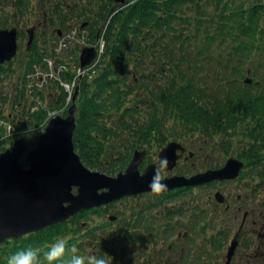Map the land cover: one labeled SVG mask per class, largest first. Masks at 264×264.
I'll use <instances>...</instances> for the list:
<instances>
[{"label": "trees", "instance_id": "16d2710c", "mask_svg": "<svg viewBox=\"0 0 264 264\" xmlns=\"http://www.w3.org/2000/svg\"><path fill=\"white\" fill-rule=\"evenodd\" d=\"M0 6V28L16 27L17 40H25V26L30 24L42 28V38L82 25L88 29V43L103 40L98 62L90 69L91 64L86 67L83 74L77 73L78 59L75 69L62 59L66 66L55 73L56 88L60 89L51 98V107L65 115L72 101L63 83L73 85V90L78 87L73 144L85 165L115 173L134 150H145L146 157L156 144L169 142L168 137L176 141L181 138L179 142L190 150L197 145L196 150L204 157L209 155L204 149L210 147L209 151L220 149L222 155L232 153L245 161L237 179L221 181L238 190L231 193V202L226 196L223 203L215 200V182L173 188L156 198L144 192L143 196L149 197L148 206H132L131 218L123 217L126 211H117L111 202L85 213L86 217L94 211L107 213L108 221L95 219L84 231L74 230L72 222L79 223V212L62 224L15 239L8 249L0 250V264H72L74 257H83L85 264L96 257L125 262L127 252H131L127 263L134 264L140 256L151 254L148 243L157 236L168 243V252L158 254V264L163 257L166 264L173 263V257L187 263L190 253L170 241L177 231L202 234V242L221 251L237 231L233 232V219L245 211L244 207L250 209L252 228L264 226V0H0ZM43 41L40 53L37 38L32 41L29 57L23 62L22 86L14 83L13 98L5 91L4 81L16 71L11 63L15 58L0 64V106L18 104L8 112L0 108V116L13 123L17 135L29 129L26 139L21 136L29 148L43 130L50 109L40 103L32 110L19 107L25 91L31 88L26 87V75L41 63L43 55H53L46 48L47 39ZM211 69L219 77L218 91L209 85L210 80L199 81ZM227 73L229 81L225 82ZM166 122L172 125L165 127ZM200 136L203 141L197 142ZM110 138L114 148H109L112 156L104 164L103 142ZM3 141L0 152L6 148ZM185 151L186 158L194 156V151ZM206 162L203 158L199 172L222 165ZM22 163L28 164L23 159ZM182 167L181 172H198L191 165ZM110 212L115 213V219L108 217ZM137 213L143 217L136 219ZM116 221L128 229L123 233V249L106 251L94 246L96 241L116 236L121 239V233L111 231ZM246 226L245 222L240 230L239 237L245 239L237 249L244 254L257 249L256 229L252 232ZM78 235L82 238L77 239ZM89 249L96 252L90 255ZM260 255L253 252L249 257L258 259Z\"/></svg>", "mask_w": 264, "mask_h": 264}, {"label": "water", "instance_id": "95a60500", "mask_svg": "<svg viewBox=\"0 0 264 264\" xmlns=\"http://www.w3.org/2000/svg\"><path fill=\"white\" fill-rule=\"evenodd\" d=\"M33 28H27L28 44L33 40ZM17 48V29L0 28V64L10 61ZM96 56L95 48L82 47L80 69L88 66ZM77 93L78 87H75L66 115L51 117L35 145L27 148L22 138H16L10 148L0 153V243L7 238L39 231L72 217L80 210L98 207L122 196L153 192L149 184L158 172L156 164L148 163L139 169L145 150H134L126 167L116 175L91 169L83 163L73 144ZM184 150L179 141H169L159 151L161 163L166 161L163 166L172 169ZM22 159L27 161L26 166ZM244 164L238 158L229 157L218 168H208L189 176H164L161 181L166 185L163 192L214 180L234 179ZM214 196L218 202L225 199L220 191ZM237 236L238 233L227 247L224 264H228L233 256Z\"/></svg>", "mask_w": 264, "mask_h": 264}, {"label": "rangeland", "instance_id": "374dc122", "mask_svg": "<svg viewBox=\"0 0 264 264\" xmlns=\"http://www.w3.org/2000/svg\"><path fill=\"white\" fill-rule=\"evenodd\" d=\"M34 1V0H32ZM5 6H7L8 8L11 7V5H8V4H5ZM1 7V6H0ZM26 17L29 16V14L25 15ZM76 24V23H75ZM32 24L30 25H27L25 26V29L26 27L29 26V28L31 27ZM41 27H39V30L38 32L34 33V38L36 37L37 38V44L39 46H37V50L38 51H41V45H45L44 43V38L40 37V31H41ZM26 33V32H25ZM64 39L61 40L60 42V47H59V51H56L58 55H54L56 57H61L65 60H67L71 66L74 67L75 69V65H76V59H78V55H79V48L81 47H84V46H88V47H93L96 49V51L98 52V48L103 46V40L102 39H96L95 40V43H88L87 42V34L89 33L88 32V29H82V25H75L73 26V28H70V29H65L64 30ZM27 34V37L25 38V40H18V44H20V48H18L19 50V53H17V56L15 57V60L13 62V71H15V73L10 76V79L7 80V82L5 83L4 81V84L5 87V91H8L10 94H11V97L13 98L14 94L16 93V91H12V87H14V83L16 84V86L18 87H21L22 86V80L23 78L21 76H23V71H24V64L23 62L26 61V59H28V54H29V50L30 49H26V48H30L29 47V44H28V39H29V32L26 33ZM38 34V35H37ZM55 37H53L51 40H47V49H49L51 51V45L52 47H56L57 44L56 43H52V40L54 39ZM32 43V42H31ZM75 50V52H74ZM100 52L101 50L99 51V55H100ZM99 57V56H98ZM97 57V59L95 61L92 62V64L90 65V67H88L87 69H90L91 67H93L99 60V58ZM148 59H150V54L147 55ZM258 55L254 54V58L258 59ZM50 60L52 62H54V60L52 58H50ZM59 62V61H58ZM42 66H45L46 69H48L50 67V63L46 60H42L41 63H38V64H35L34 68L38 69V68H41ZM46 73V72H45ZM30 73H28L26 76H27V83L28 82H31V81H34V79L37 78V75L39 74H42L41 71L37 72L35 71H32L31 74H32V78L29 76ZM227 75H229V73L225 74L223 76V78L225 79V82H228L229 81V78L227 80ZM232 75V74H230ZM49 79L48 80V88L45 90H43V99L35 93L36 91V87H38V85L34 84L33 86L35 87H31L29 89H27V91H25V100L19 105L20 108H22V106H24V109L27 110V107L32 110V109H35L36 108V105L38 107V104H42L43 106L45 107H49L50 109H48L47 111V119L51 116H54L58 113V109H55V108H52L51 107V98H52V94L53 92L54 93H57L59 92V87L57 86L56 88V81L54 80L55 78H53L50 74L48 75ZM218 74L215 70V72L213 73V70H208L206 72V76L202 79H199L200 82H206L208 80H210V83L209 85H212L214 87V89L216 91H218ZM44 80L42 79L40 82H39V85L41 86L43 84ZM3 84V83H2ZM3 84V85H4ZM71 86V85H70ZM51 89H53V91L51 92ZM71 93L73 91V88L70 90ZM51 94V95H50ZM70 96V95H69ZM13 105H17L18 104H15L14 102H11L10 106L8 105V103L5 105V107H2L0 106V108H3L5 112H8L10 110V107L11 109H15L16 106H13ZM1 118H3V115L1 116ZM9 124H12V122H8ZM165 127H170L172 125L171 122H166L164 123ZM8 128V127H7ZM27 129V128H26ZM25 130V129H22L20 130L21 132ZM42 132V131H41ZM40 132V133H41ZM38 133V134H40ZM37 134V138H38V135ZM235 136H237L235 134ZM16 136H9L7 139H6V143L8 144L9 141L13 138H15ZM168 139L170 141H173V139H171V137H168ZM179 141H181V138L178 139ZM113 141L112 138L108 139V140H105L103 142V146H104V150H106V152H103V155L101 156V159H103V163H108L110 160L108 158H110L112 156V154H108V151H109V148H114L113 145L111 144V142ZM203 141V138L202 136H200V138L197 140V142H202ZM182 142V141H181ZM219 144V143H218ZM165 144H162L161 146H159L158 144H156L155 147H153V149L150 150L149 154L145 157L142 158V162L139 166V169L142 170L144 168V166H146L148 163L150 162H153L156 164L158 170H159V174L161 176H170V175H174V174H177V175H186V176H189V175H192V174H196L199 172V169H203L202 167V159L204 158L205 161H207L208 163L210 164H223L229 157H232L234 156L232 153L229 154V155H222L221 152H220V149H216V151H209L210 147H208L207 149H204L205 151L204 152H207L209 153L208 157H204V154H200L196 148H197V145H194V149H191L188 148L189 146L187 144H185V153L187 151H191L193 153V151L195 153H193V157L192 158H186L185 155L182 153V155L177 159L176 161V164L175 166L172 168V169H166L164 166H162L161 164V160L159 158V150L161 147H163ZM215 145V144H214ZM215 147V146H214ZM188 149V150H187ZM209 149V150H208ZM114 152V151H113ZM112 152V153H113ZM132 156V155H131ZM130 160V159H129ZM129 160L127 162H125L124 166L122 168L119 169V171L123 170L126 165L128 164ZM206 162V163H207ZM210 164H208L207 166H209ZM188 165H191L194 170H197L198 172H191V173H185L184 171H179V169L182 167H186V168H189L187 167ZM89 167V166H88ZM91 169H95V170H100L102 172H104L103 170H101L100 168H94V167H89ZM118 171H116L115 173H106V174H109V175H116ZM183 173V174H181ZM237 179L234 178L233 180ZM237 181L235 182H232V183H236ZM240 186H241V183H240ZM186 188V187H184ZM188 189V188H187ZM213 191L215 192L217 189L220 190L226 197H230L229 198V201L231 202L233 200V194L231 193H234L236 194V192L238 190H234L233 189V185L231 183H228V182H215L214 186H213ZM143 193L144 192H141L140 194H135V195H127V197H123L122 200H124L122 202V200L120 201H116L114 200V204L116 205V210L117 211H121V210H124L125 213H123V217H132L131 215V207H135V208H138L140 209L141 206L140 204L142 203H145V206L147 205L148 201H149V197L147 195V197L143 196ZM160 194H157V193H149L151 194V197L154 196V198H156V196H160V197H163L164 193L165 192H158ZM212 194V190L210 192ZM231 194V196H230ZM127 198V199H126ZM212 199V202L214 203L213 201V198ZM238 200V199H237ZM148 206V205H147ZM259 209V208H258ZM258 209L255 210L258 212ZM88 209H84V210H80L79 212H82L81 214L79 215H76L78 217V221L79 223H73L72 222V226H73V229L76 230V229H80L81 231H84L85 228L89 227V222H91L92 220H95V219H103V220H106L108 221V218L106 216L107 213H102L100 214L101 212H98V211H94V214L92 213H89L90 216H85V213L86 212H89L87 211ZM243 210L247 211V214H246V219L245 217H243L242 213L238 214V218L235 217L233 219V223H232V226H234V230L233 232L236 230L237 225L239 226V223H240V220L242 221L241 223V227L243 226L244 222L246 221V229H250L251 227V224H250V218L251 216L248 214L250 209L248 206L244 207ZM85 211V212H84ZM78 212V213H79ZM77 214V213H76ZM98 214V215H96ZM100 214V215H99ZM115 213L114 212H110V215L108 216L109 218H112L115 219ZM259 213H257L258 215ZM136 216V219H140L139 217H143L142 214L138 215V213L135 215ZM121 217V216H119ZM258 219V216H256ZM148 221V220H146ZM63 222V221H62ZM61 222V224H62ZM125 222L124 218H123V223ZM122 222H115L111 227L113 229H111V231H115L117 230V233H121V239L119 236H116L114 237V239H111V240H108V241H105V242H101V241H96L95 242V246L96 247H103L105 248L106 251H110V250H116V251H120L123 249L122 245H124V235L123 233L124 232H128V229H126L124 226V224ZM63 224H68L66 221L63 223ZM259 224H262V222H259ZM71 225V220H70V224L68 225L69 227ZM84 227V228H83ZM253 228L256 229L255 231V235H256V239H257V249H254V250H251V252L249 254H244L240 251H236L233 253V256L231 258V260L229 261L228 264H231V262L233 263H236V264H245V258H247V261L248 263L247 264H264V226L262 227H258L257 225L256 226H253ZM241 229V228H240ZM239 229V230H240ZM238 230V231H239ZM257 233V234H256ZM187 237H193L192 241L189 239L190 238H187ZM82 236L78 235L77 236V239H81ZM152 241H150L148 243V248L147 250H150L151 251V254L150 255H147L145 258H143L142 256L139 257V259L134 262V264H158V254L161 253L163 251V253H166L168 252V243L167 241L165 240H161V237L160 236H157V237H152ZM202 234H198V235H195V234H192L191 232H182V231H177L175 235H173L172 237H170V241L172 243H177L181 246H184L185 249L187 252L190 253V255L188 256L189 258V261L187 263H183V262H180L178 260H176L173 255H172V259H173V263L171 264H224V261H225V258H226V248H224L223 250H216V249H213V247L211 246L210 243H208V245H206L207 243H205L204 241L202 242ZM14 241L11 239H8L7 241H5L4 243H2V245L0 244V250H2L3 248L7 247V245L9 244H13ZM122 244V245H121ZM228 244H229V241H228ZM227 244V245H228ZM10 246V245H9ZM145 247V246H144ZM143 247V248H144ZM170 250H171V245L169 246ZM8 249V247H7ZM238 249V246L237 248ZM183 250V251H184ZM89 254H93V249H89ZM175 252H177V248L175 250ZM259 253L261 254L260 255V258L256 259L254 258L253 256L252 257H249L251 255V253ZM128 254L125 256V259L128 261V258L129 256L131 255V252H127ZM173 254V253H172ZM200 254V256H199ZM244 257V258H243ZM165 258L166 257H163L162 260L160 261V264H166L165 263ZM148 259V260H147ZM262 259V260H261ZM107 264H128L127 261H119V260H116V261H110L108 260V258H105L104 259ZM241 261V262H240Z\"/></svg>", "mask_w": 264, "mask_h": 264}, {"label": "clouds", "instance_id": "9594fccd", "mask_svg": "<svg viewBox=\"0 0 264 264\" xmlns=\"http://www.w3.org/2000/svg\"><path fill=\"white\" fill-rule=\"evenodd\" d=\"M29 132V129L23 130L20 135L27 138V134ZM166 164V161H162V166ZM163 177L159 174V170L157 174L153 177L152 182L149 184V188L154 192L158 193L164 190L166 185L162 184ZM72 264H85V260L83 257H74ZM88 264H107V262L103 259V257H96L94 260L89 259Z\"/></svg>", "mask_w": 264, "mask_h": 264}, {"label": "flooded vegetation", "instance_id": "af4514ba", "mask_svg": "<svg viewBox=\"0 0 264 264\" xmlns=\"http://www.w3.org/2000/svg\"><path fill=\"white\" fill-rule=\"evenodd\" d=\"M37 46H39V45H37ZM41 47H42V45H41ZM235 157H236V156H235ZM237 158H238V159H241V158H239V157H237ZM93 209H96V208H93ZM245 219H246V217H245ZM245 222H246V221H245ZM245 222H244V223H245ZM250 231H252V232L254 231L252 227H250ZM235 234H236V232H235ZM235 234H234V235H235ZM234 235L230 236L229 239H228V241H230V239L233 238ZM244 239H245V237H241V238H240V237H239V234H238V236H237V242H238V245H239L240 243H242V241H243ZM227 244H228V242H227ZM94 246H95V244H94ZM225 248H227V246H226ZM236 251H237V249H236ZM94 252H96L95 249L93 250V254H94ZM246 254H249V253H246ZM243 258H244V257H243ZM240 262H241V261H240ZM244 263H245V264L248 263L247 258H245V262H244ZM231 264H236V263L231 262Z\"/></svg>", "mask_w": 264, "mask_h": 264}, {"label": "bare ground", "instance_id": "6f19581e", "mask_svg": "<svg viewBox=\"0 0 264 264\" xmlns=\"http://www.w3.org/2000/svg\"><path fill=\"white\" fill-rule=\"evenodd\" d=\"M5 1V0H4ZM55 81H56V79H54ZM56 83H57V81H56Z\"/></svg>", "mask_w": 264, "mask_h": 264}]
</instances>
